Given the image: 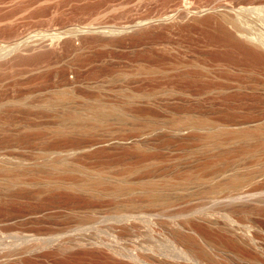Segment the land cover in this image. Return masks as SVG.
Instances as JSON below:
<instances>
[{
  "label": "rangeland",
  "instance_id": "374dc122",
  "mask_svg": "<svg viewBox=\"0 0 264 264\" xmlns=\"http://www.w3.org/2000/svg\"><path fill=\"white\" fill-rule=\"evenodd\" d=\"M255 9L0 0V264H160L162 227L123 218L155 211L137 197L172 199L171 215L208 203L211 182L264 185ZM243 205L264 224V204Z\"/></svg>",
  "mask_w": 264,
  "mask_h": 264
},
{
  "label": "bare ground",
  "instance_id": "6f19581e",
  "mask_svg": "<svg viewBox=\"0 0 264 264\" xmlns=\"http://www.w3.org/2000/svg\"><path fill=\"white\" fill-rule=\"evenodd\" d=\"M255 10L264 16V10ZM244 36L264 49L263 35ZM245 183L254 190L244 191ZM211 184L214 189L205 196L208 203L171 215L164 213L173 206L172 199L161 194L139 196L135 201L155 211L125 216V223L138 219L149 229L162 227L165 244L155 250L165 258L158 259L160 264H264V224L251 220L252 210L241 206L264 204V185L254 174ZM126 257L137 263L148 261L144 255Z\"/></svg>",
  "mask_w": 264,
  "mask_h": 264
}]
</instances>
